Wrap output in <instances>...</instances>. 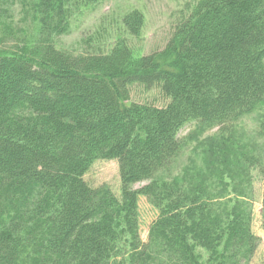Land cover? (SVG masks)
<instances>
[{"label": "trees", "instance_id": "obj_1", "mask_svg": "<svg viewBox=\"0 0 264 264\" xmlns=\"http://www.w3.org/2000/svg\"><path fill=\"white\" fill-rule=\"evenodd\" d=\"M37 3V42L0 46V264H203L199 248L210 264H249L260 239L243 182L223 202L173 173L187 128L230 160L244 119L262 115L263 132L264 0H200L163 51L141 57L124 38L100 54L59 50L52 32H65L72 0ZM122 24L139 38L145 18L134 10ZM134 86L169 104L131 103ZM100 160L118 162L121 200L85 182ZM141 198L158 211L146 242Z\"/></svg>", "mask_w": 264, "mask_h": 264}, {"label": "rangeland", "instance_id": "obj_2", "mask_svg": "<svg viewBox=\"0 0 264 264\" xmlns=\"http://www.w3.org/2000/svg\"><path fill=\"white\" fill-rule=\"evenodd\" d=\"M77 1L79 7L75 6L72 0L73 6L66 19L69 23L64 24L67 26L65 32H52V38L59 50L75 55L100 54L112 49L119 39L124 38L128 40L135 56L141 57L163 51L172 38L179 16L181 14L186 16L200 0ZM26 2V6L14 3L0 10V46L14 48L23 42H37L40 38L42 23L39 5L37 0ZM134 10L141 12L145 18L144 29L139 38L128 36L122 24L123 17ZM5 28H15L18 31L17 37L5 35L7 34ZM130 102L157 108L169 104V100L164 98L160 90L149 91L141 86L132 87ZM260 116L262 115L248 117L242 122L244 130L240 132V137L246 146L242 144L241 152L231 160L223 153L220 157L206 151L202 144L205 138L192 135L194 129L187 128L181 134L183 152L179 161L180 168L173 173V176H176L184 170L181 179L188 181L190 178H196L199 185L212 190L215 198L221 196L223 202L234 198L235 185L243 182L240 189L245 192L241 191V194L247 196L243 199L249 204L246 208L252 210V231L260 239L257 251L249 264H264V130L263 132L261 130ZM253 152L256 155L255 159L250 155ZM244 153H248L247 157L243 155ZM251 161L258 162H254V165ZM84 180L92 188L109 187L121 200V180L117 161L95 162L84 176ZM162 181L166 182L167 179L164 178ZM147 184H138L134 188L140 189ZM249 184L253 186L251 193L248 189ZM209 194L211 195V192ZM157 218L158 211L145 198H141L138 219L143 241L148 240L150 228ZM121 243L125 246L123 240ZM197 254L203 264H210V256L206 250L199 248Z\"/></svg>", "mask_w": 264, "mask_h": 264}]
</instances>
